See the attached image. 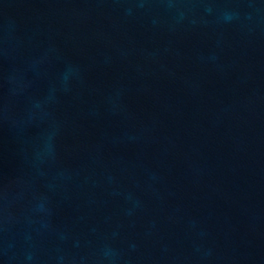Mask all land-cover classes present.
I'll return each instance as SVG.
<instances>
[{
  "label": "water",
  "instance_id": "1",
  "mask_svg": "<svg viewBox=\"0 0 264 264\" xmlns=\"http://www.w3.org/2000/svg\"><path fill=\"white\" fill-rule=\"evenodd\" d=\"M0 264H264V0H0Z\"/></svg>",
  "mask_w": 264,
  "mask_h": 264
}]
</instances>
